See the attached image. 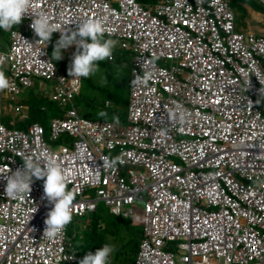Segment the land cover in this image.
Wrapping results in <instances>:
<instances>
[{
  "label": "clouds",
  "instance_id": "1",
  "mask_svg": "<svg viewBox=\"0 0 264 264\" xmlns=\"http://www.w3.org/2000/svg\"><path fill=\"white\" fill-rule=\"evenodd\" d=\"M226 1L234 17L232 33L253 43L257 58L264 59V0ZM66 2L77 10L97 3L99 18L78 23L75 30H60L43 12L33 18L31 27L37 43H43L47 62L41 76H32L29 85L27 128L33 153L31 158H24L22 169L5 175L8 198L33 197L29 199V233L45 240L65 234L64 254L73 260L58 259V264H112L119 256L117 246L105 242L94 252L82 253L79 243L73 244L79 224H85L82 232H86L92 228L93 216L100 220L99 203H103L116 218L138 217L142 237L138 240L137 256H133L134 264H264V108L260 107L261 115L257 114L245 126L244 136L239 121L229 114V123H224V133L218 137L223 146L220 157L203 153L202 160L214 159L218 164L200 169L193 159L171 157L177 166L170 171L173 175L169 179L148 174L141 162L142 153L148 150L161 154L159 149L145 146L149 135L175 117L181 124L185 122L187 105L181 96L186 88L180 91L181 96L176 91L197 70L191 64L193 50L176 31L170 32L169 38L180 45L179 50L166 56L156 52L161 47L155 38L158 24L173 25L178 20L174 0H157L147 5L138 0ZM32 6L33 0H0V28L9 31L21 24L26 14H31ZM259 14L262 20L257 24L262 30L249 31L248 25ZM239 20L245 21V26ZM177 27L188 29L184 21ZM32 39L29 27L30 44ZM73 45L76 48L65 50ZM67 52L72 56L70 63L65 57ZM201 56L196 54L195 58L199 61ZM3 60L0 56V62ZM98 63L106 66V72L93 88L100 89L106 99L101 108L85 113L91 103L83 90L87 87L84 78L99 70ZM258 69L262 74L260 80L254 74L249 76L255 89L264 88V60ZM200 75L205 78L203 67ZM212 76V84L220 82L222 69L216 68ZM13 88L14 83L0 67V92ZM67 92L73 94L67 102L54 98ZM78 99L84 101L81 110ZM158 112L167 117L163 124L155 119ZM38 113L40 116L34 119ZM129 128L133 130L131 135L127 134ZM202 143L207 144L204 132ZM229 171L233 189L225 180ZM146 172L150 177L148 185L159 189L170 213L184 218L199 232L185 239L165 241V254L161 255H152L153 249L142 245L147 239L146 204L150 188L129 205L133 211L128 216L116 214L104 197L113 183L107 180L123 179L129 183L133 176ZM138 204L144 207L141 212ZM205 211L219 213L220 221L209 225L201 220L199 214ZM243 229L250 233L248 240H236L232 247L218 248ZM29 264H44L42 254L29 253Z\"/></svg>",
  "mask_w": 264,
  "mask_h": 264
},
{
  "label": "built area",
  "instance_id": "2",
  "mask_svg": "<svg viewBox=\"0 0 264 264\" xmlns=\"http://www.w3.org/2000/svg\"><path fill=\"white\" fill-rule=\"evenodd\" d=\"M66 1L33 0L31 14H26L22 23L10 31L9 49L0 52V56L4 57L0 66L3 71L10 72L14 88L9 93L13 96L22 89L29 88L31 77L41 76L47 65L43 43H37V35L31 27L37 13L48 14L60 30H75L78 23L99 18L96 15L97 3L77 10ZM173 9L177 10V22L173 25L159 23L155 30V38L161 44L160 51L156 52L166 56L167 53L179 50L180 45L169 38V33L176 31L183 42L193 50L191 64L197 70H193L191 79L179 84V91H176V94L181 96L183 92L180 91L186 88V92L181 96V100L187 105L184 112L185 122L181 124L178 117H175L167 125H161L156 133H150L145 146L147 149H159L161 154L147 150L141 155L142 165L148 174L162 176L164 179H169L173 175L170 171L177 166L172 163L171 157L185 156L193 159L200 169L218 164L214 159L202 160L203 153L210 152L212 156L220 157L223 146L220 145L218 137L224 133V123H229V114L239 121L244 136L243 131L247 129L245 126L251 120L253 122L257 114L261 115L260 107L264 108V88L255 89L249 81L250 74H254L259 80L262 78L258 68L264 59L257 58L259 56L253 48V43L232 33L234 17L229 3L226 0H174ZM101 21L106 23L102 19ZM182 21L188 27L185 31L177 27ZM29 27L33 34V44L29 43ZM196 54H202L201 60L195 58ZM183 65L186 66V63L183 62ZM202 67L205 78L200 75ZM218 67L222 69V80L212 84V73ZM72 97L73 94L67 92L57 94L54 98L67 102ZM132 106L135 110L136 105ZM244 115L247 118H243ZM155 119L157 123L163 124L167 117L158 112ZM203 132L207 138L205 145L202 143ZM127 134H133V130L129 128ZM31 153L33 152L29 141V128L20 130L8 126L1 122L0 116V264H29V253L33 256L39 252L44 264H58V259L73 260L72 256L64 254V233L55 240L37 238L29 233V199L33 198L31 195L10 199L5 194V175L22 169L24 158H31ZM231 174L229 171L225 180L233 189ZM149 179L146 172L133 176L129 183L123 179L107 180L113 183L104 197L106 204L111 206L116 214L123 213L128 216L133 211L128 208L129 205L138 199L146 188H150L146 204L147 239L142 245L151 247L152 255H161L165 254L162 251L165 241L185 239L199 232L184 218H176L175 214L170 213L159 189L148 185ZM199 218L212 225L220 221V214L205 211L199 214ZM249 234L247 229H243L218 248L232 247L236 240L246 241Z\"/></svg>",
  "mask_w": 264,
  "mask_h": 264
},
{
  "label": "rangeland",
  "instance_id": "3",
  "mask_svg": "<svg viewBox=\"0 0 264 264\" xmlns=\"http://www.w3.org/2000/svg\"><path fill=\"white\" fill-rule=\"evenodd\" d=\"M240 25L245 26L246 22L243 20H239L238 22ZM10 31H5L2 28L0 29V51L7 49L10 45ZM76 48L75 45L70 46L68 49ZM65 57L67 62H71L72 56L67 53H65ZM99 64V70L92 75L89 78H84L86 80L85 86L83 90L85 91L86 95L89 97V102L91 103L90 107H87L85 109V113H89L91 110H94V108H101L104 104V101L106 99L105 94L97 88H93V86H96L98 84V80L104 77L106 72V66L103 63ZM168 64H170V61H168ZM41 89V88H40ZM25 90L23 93L27 92ZM37 91V89H36ZM77 106L81 110L84 107V101L83 99L77 100ZM0 107H1V113H2V120H5L6 118H10L12 116V112H10V107H14L10 100L6 99H0ZM3 123H5L3 121ZM138 211H142L144 208L142 205H137ZM98 218L99 220V228L96 229V233H98L100 236H102L105 241L113 246L114 248L117 246L119 249V256L115 257L112 264H132L134 262V257L131 253L130 248L125 250V245L129 243L130 241H136L138 237L132 236L131 234V227H129V224H131L134 227L140 226V222L138 220V217L132 218V220H122L117 219L112 214H110L108 208L103 204L99 203V211H98ZM83 226L85 227V224H79L77 227V238H73V244L80 243L82 241V238L89 239L91 235L93 234V228L87 230L86 232L83 231ZM74 231V230H73Z\"/></svg>",
  "mask_w": 264,
  "mask_h": 264
},
{
  "label": "crops",
  "instance_id": "4",
  "mask_svg": "<svg viewBox=\"0 0 264 264\" xmlns=\"http://www.w3.org/2000/svg\"><path fill=\"white\" fill-rule=\"evenodd\" d=\"M261 16L260 14L254 16L253 18L254 20L251 21V23L248 25L249 31L262 30L260 25L257 24V22L261 23L260 22L262 20ZM8 49L9 47L0 52H6L8 51ZM4 72L10 78V72L7 70H5ZM25 90H27V88L22 89L19 93H16L14 96L11 93H9L8 90L4 92H0V99L10 100L12 105L14 106V107H10V112L13 113L12 116L9 119L6 118L5 120H2V113L0 107L1 122L4 121L5 122L4 124L8 126L16 127L18 129H21L19 128V125L21 124H23L24 129H26L29 126V90L23 93Z\"/></svg>",
  "mask_w": 264,
  "mask_h": 264
},
{
  "label": "trees",
  "instance_id": "5",
  "mask_svg": "<svg viewBox=\"0 0 264 264\" xmlns=\"http://www.w3.org/2000/svg\"><path fill=\"white\" fill-rule=\"evenodd\" d=\"M138 1H140L142 4L147 5L148 3L152 2V1H157V0H138ZM52 38H54V37H52ZM34 110H37V107H35ZM39 116H40V114L38 113V116L35 115L34 119H38ZM19 128L24 129L23 124L19 125ZM96 219H97L96 216L92 217L91 227L94 228V230H93V234L91 235L90 239L87 240L86 238H83L82 241L79 243V248H80L82 253L85 251H86V253H87V251L94 252L98 247L100 248L106 242L105 239L102 236H100L98 233H96V231H95L97 229L98 224H99L98 223L99 221H96ZM117 219H120V218H117ZM129 227H131L130 230H131L132 236H136V237H138V239L136 241L134 240V241H130L129 243H127L125 245V250L130 248L131 253L133 254V256L136 257L137 253H138V248H139V241L138 240L140 237H142V227H141V225L138 227H134L131 224H129ZM86 253L83 256H85Z\"/></svg>",
  "mask_w": 264,
  "mask_h": 264
}]
</instances>
